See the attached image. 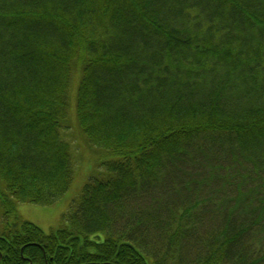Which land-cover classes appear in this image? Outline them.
Returning <instances> with one entry per match:
<instances>
[{"label": "trees", "instance_id": "obj_1", "mask_svg": "<svg viewBox=\"0 0 264 264\" xmlns=\"http://www.w3.org/2000/svg\"><path fill=\"white\" fill-rule=\"evenodd\" d=\"M168 260L264 264V0H0V264Z\"/></svg>", "mask_w": 264, "mask_h": 264}, {"label": "rangeland", "instance_id": "obj_2", "mask_svg": "<svg viewBox=\"0 0 264 264\" xmlns=\"http://www.w3.org/2000/svg\"><path fill=\"white\" fill-rule=\"evenodd\" d=\"M79 157L80 156L78 154V161H76L77 167H75L76 178L72 182L73 184L71 183V186H73L71 192H69L67 195L59 199L51 206H36L32 204L22 203L17 205V211L20 218L35 225L41 230L43 234H48L50 231H55L59 228L62 223L63 216L68 209L69 201L72 197L71 193H73L74 191H78L81 187L80 183L82 182L85 174L82 172L84 170V168L82 167L83 162ZM115 228L117 229L114 230L115 233L121 230L119 227ZM159 237L160 236L158 235V231L153 230V233L150 232V237L147 239V241L149 240L148 244L150 245V247L148 246L149 251L151 252V254H155L156 258H161V255L159 254L163 253L162 247L164 245L162 244V241L159 239ZM167 264L172 263L170 260H168ZM184 264H188L187 261H184Z\"/></svg>", "mask_w": 264, "mask_h": 264}]
</instances>
